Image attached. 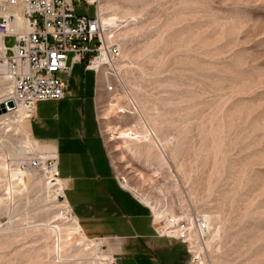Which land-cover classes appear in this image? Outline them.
<instances>
[{
	"label": "rangeland",
	"instance_id": "374dc122",
	"mask_svg": "<svg viewBox=\"0 0 264 264\" xmlns=\"http://www.w3.org/2000/svg\"><path fill=\"white\" fill-rule=\"evenodd\" d=\"M103 3L116 7L121 25L118 65L105 66L98 79L84 65L61 74L66 99L38 104L31 120L36 139L30 120L18 123L33 140L25 155L19 154L25 143L15 135L17 125L0 126V264H95L97 246L113 254L107 241L81 234L48 176L29 167L31 159L53 153L38 139L66 134L43 133V124L71 128L93 107L115 175L139 202L154 211L208 215L211 264H264V0ZM76 10L91 17L96 11ZM14 45L7 38V46ZM71 61L72 55L70 67ZM8 91L0 75V103ZM155 121L168 144L163 168L145 166L144 157L119 139L130 130L143 137L144 123L155 129ZM153 245L147 255H113L118 264H187L185 246L166 239Z\"/></svg>",
	"mask_w": 264,
	"mask_h": 264
},
{
	"label": "built area",
	"instance_id": "2783aa9c",
	"mask_svg": "<svg viewBox=\"0 0 264 264\" xmlns=\"http://www.w3.org/2000/svg\"><path fill=\"white\" fill-rule=\"evenodd\" d=\"M101 1L0 0V66L13 87L10 102L15 107L22 106L30 121L39 103L66 98L67 85L61 74L84 65L85 72H93L98 79L97 65L113 70L111 65H118L121 60L122 49L114 38L115 31L111 33L100 17ZM77 6H93L95 15L79 14ZM7 38L15 39L13 47L7 46ZM29 167L47 175L52 186L59 189L57 201L71 207L65 189L60 187L57 153L46 161L34 158ZM149 209L157 238L185 246L187 264H211L208 259L212 228L206 214L184 209L158 220ZM71 210L75 213L72 207ZM100 249L106 254L105 247ZM101 264L118 263L114 256L113 262L102 260Z\"/></svg>",
	"mask_w": 264,
	"mask_h": 264
},
{
	"label": "crops",
	"instance_id": "0c3cea01",
	"mask_svg": "<svg viewBox=\"0 0 264 264\" xmlns=\"http://www.w3.org/2000/svg\"><path fill=\"white\" fill-rule=\"evenodd\" d=\"M89 111L84 109L80 123L71 128L43 124V133L66 134L38 140L45 144V150L58 154L67 200L87 239L107 241L114 255L128 253L134 258L152 253L156 240H162L156 237L152 214L116 177L94 107ZM50 119L58 122L59 116ZM31 125L30 121V134L36 139ZM148 222L152 232H146ZM137 226L143 232H136ZM130 229L136 234L126 233Z\"/></svg>",
	"mask_w": 264,
	"mask_h": 264
},
{
	"label": "bare ground",
	"instance_id": "6f19581e",
	"mask_svg": "<svg viewBox=\"0 0 264 264\" xmlns=\"http://www.w3.org/2000/svg\"><path fill=\"white\" fill-rule=\"evenodd\" d=\"M90 1L92 2L94 0H90ZM103 1H101L100 5H99V14H100V17L102 18V20L104 22V25L110 30V32L113 33L115 31L113 33L114 38H115L116 29H118L121 26L118 22L119 19L116 17V14L113 13L116 11V7H114L113 5H108V4L106 5L105 3H103ZM111 67H113V65H111ZM96 68H98V72L101 74V70L103 68H105V66L97 65ZM4 73H5L4 67L0 66V75H4ZM12 91H13V87L10 84V91L6 92V95L9 96V99H7L6 101L3 99L4 101H2L0 103V112L2 113V114H0L1 115L0 116V126H4V128H10L11 129L12 126L17 125L16 128L14 129L15 135L23 136L22 142L25 143V149H24V147L22 149H19L20 150L19 154L25 155L26 149H29L32 147L31 145L33 143V140L29 134L25 133L18 126V123L28 121L30 119H29V116L27 115V112L25 111V109L20 105L15 107L14 109H16V110L13 112L7 113L5 111V107L9 106L8 101L10 102V100L12 99ZM160 119H161V117H160ZM159 124H157V122H156L154 124L155 129H150L144 123L145 126H143V127H145V130H146L145 133L146 134L143 137H141L142 135H140L139 132L134 133L132 130L123 131L121 133V136H119L120 137L119 139H123V140H125L126 144H129L128 148H126V149L129 150L134 156L138 157V154L140 153L142 155V157H144L143 163L145 166H148V167H153V166H156V164H157L159 166L158 168H163V167H166L169 165V159H167V157H166L167 156L166 150H167L168 144L165 143L163 141V139L161 138V129L163 127L161 128V124L160 125ZM9 131L10 130H7L6 132H9ZM134 135L136 137H133ZM1 138H2V136L0 137V146L3 145ZM134 140L138 141L137 143L140 142L139 145H137V143H133V144H135V149L131 147L132 141H134ZM126 144H125V146H126ZM139 149H141V150L139 151ZM155 152H157L158 155H155L156 154ZM55 155H56V153H49L48 155H43L39 158L43 159V161H46L49 158L55 157ZM31 160H30V163H31ZM30 163H29V165H30ZM21 180L24 181L23 178ZM60 187L63 188L62 182H61ZM56 192H57V194H59V189H56ZM65 205L68 208H71L67 203H65ZM152 211L154 212V215L156 216V218L158 220H160L161 218H164L168 214H175L176 213V212L171 213L167 210H165V211L164 210L154 211V209H152ZM208 219L210 221V225L212 228V222H211V219L209 216H208ZM72 220H73V218H72ZM78 229L80 230L81 234H84L80 224L78 225ZM212 234H213V232L211 233V238L214 235V234L213 235ZM211 238H210V242H209V249L211 247ZM93 241H99V240H93ZM100 247L101 246H97V249L95 251L94 263L95 264H101L102 260H110L113 262L114 261V255L102 253Z\"/></svg>",
	"mask_w": 264,
	"mask_h": 264
},
{
	"label": "water",
	"instance_id": "95a60500",
	"mask_svg": "<svg viewBox=\"0 0 264 264\" xmlns=\"http://www.w3.org/2000/svg\"><path fill=\"white\" fill-rule=\"evenodd\" d=\"M9 106H10L11 108H13V109L15 108L13 102H10V103H9Z\"/></svg>",
	"mask_w": 264,
	"mask_h": 264
}]
</instances>
